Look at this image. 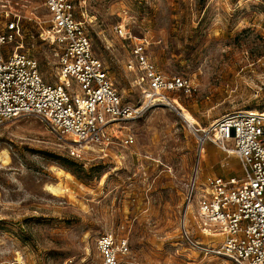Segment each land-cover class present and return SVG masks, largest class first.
I'll use <instances>...</instances> for the list:
<instances>
[{
    "label": "rangeland",
    "instance_id": "1",
    "mask_svg": "<svg viewBox=\"0 0 264 264\" xmlns=\"http://www.w3.org/2000/svg\"><path fill=\"white\" fill-rule=\"evenodd\" d=\"M72 1L122 101L142 98L138 73L127 69L140 41L157 70L183 76L189 90L167 91L171 104L120 122L127 146L80 147L34 115L1 122L0 264H101V235L126 240L117 264H232L210 250L219 235L190 221L186 238L180 216L193 174L238 176V160L209 142L199 149L179 111L200 126L236 110L264 112V0ZM0 10L18 17L15 50L36 60L46 84L59 83L42 1L0 0Z\"/></svg>",
    "mask_w": 264,
    "mask_h": 264
},
{
    "label": "built area",
    "instance_id": "2",
    "mask_svg": "<svg viewBox=\"0 0 264 264\" xmlns=\"http://www.w3.org/2000/svg\"><path fill=\"white\" fill-rule=\"evenodd\" d=\"M50 26L42 36L53 44L60 81L44 82L34 58L16 51L20 36L18 17L0 10V123L21 115H34L59 136H69L76 145L102 149L132 141L130 132H120L119 123L134 118L147 107L169 103L170 90H189L183 76H167L157 70L143 42L134 43L127 69L137 72L134 82L144 86L139 104L121 100L101 60L92 50L84 22L75 16L72 0H41ZM199 149L212 143L239 163L238 176L193 174L183 196L180 225L194 223L220 241L210 250L232 264H264V112L236 110L224 113L201 129L191 124ZM190 241V240H189ZM191 242V241H190ZM101 264H117L127 252L125 239L111 235L97 240Z\"/></svg>",
    "mask_w": 264,
    "mask_h": 264
},
{
    "label": "bare ground",
    "instance_id": "3",
    "mask_svg": "<svg viewBox=\"0 0 264 264\" xmlns=\"http://www.w3.org/2000/svg\"><path fill=\"white\" fill-rule=\"evenodd\" d=\"M168 104H171V102H169ZM179 115L184 121H186V123L188 124V126L190 128H191V124L197 123L196 120L194 119V117L188 113H185L183 111H179ZM201 129L206 130L205 128H203V126H201Z\"/></svg>",
    "mask_w": 264,
    "mask_h": 264
},
{
    "label": "crops",
    "instance_id": "4",
    "mask_svg": "<svg viewBox=\"0 0 264 264\" xmlns=\"http://www.w3.org/2000/svg\"><path fill=\"white\" fill-rule=\"evenodd\" d=\"M205 148L206 149H209V146L208 145H205ZM212 175V174H211ZM183 201V200H182ZM183 203V202H182ZM190 221H192V224H195L194 223V220L192 219V216L189 214V218L187 220V222L189 223ZM196 225V224H195ZM197 227V226H196ZM198 228V227H197ZM200 230V229H199ZM201 231V230H200ZM202 232V231H201ZM203 233V232H202ZM206 235V234H205Z\"/></svg>",
    "mask_w": 264,
    "mask_h": 264
}]
</instances>
